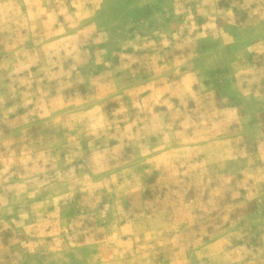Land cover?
I'll use <instances>...</instances> for the list:
<instances>
[{
  "label": "rangeland",
  "instance_id": "374dc122",
  "mask_svg": "<svg viewBox=\"0 0 264 264\" xmlns=\"http://www.w3.org/2000/svg\"><path fill=\"white\" fill-rule=\"evenodd\" d=\"M0 264H264V0H0Z\"/></svg>",
  "mask_w": 264,
  "mask_h": 264
}]
</instances>
